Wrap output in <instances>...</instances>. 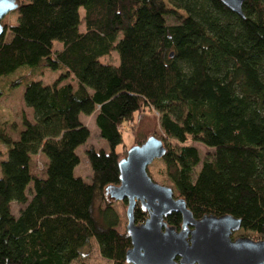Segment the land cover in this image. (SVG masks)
I'll list each match as a JSON object with an SVG mask.
<instances>
[{
	"label": "trees",
	"instance_id": "16d2710c",
	"mask_svg": "<svg viewBox=\"0 0 264 264\" xmlns=\"http://www.w3.org/2000/svg\"><path fill=\"white\" fill-rule=\"evenodd\" d=\"M166 2L16 0V22L1 23L0 77L40 64L63 71L49 84L8 82L23 86L32 121L21 115L15 140L0 131V264H72L90 241L101 258L126 264L130 241L103 189L118 185V126L144 108L177 142L163 143L159 161L192 217L230 215L264 238V0H243L242 16L220 0ZM112 51L116 64L98 60ZM69 75L75 85L64 82ZM93 112L109 149L84 151L85 183L73 175L75 149L89 136L78 116ZM187 137L212 148L211 157L200 162L197 149L183 144ZM37 153L46 158L44 179L29 171ZM11 203L21 207L16 216ZM145 218L136 205L134 223ZM165 221L178 227L180 215Z\"/></svg>",
	"mask_w": 264,
	"mask_h": 264
},
{
	"label": "water",
	"instance_id": "95a60500",
	"mask_svg": "<svg viewBox=\"0 0 264 264\" xmlns=\"http://www.w3.org/2000/svg\"><path fill=\"white\" fill-rule=\"evenodd\" d=\"M229 10L242 16L243 0H220ZM17 7L16 0H0V21ZM0 23V37L3 34ZM165 152L162 140L148 135L130 146L118 159V185L106 186L103 195L109 202L125 203V234L130 248L126 264H264V238L230 239L240 229L238 219L230 215H203L194 219L181 198L170 187L159 185L147 174V167ZM146 213L135 224V206ZM180 215L179 230L168 226L165 218ZM177 259V260H176Z\"/></svg>",
	"mask_w": 264,
	"mask_h": 264
},
{
	"label": "rangeland",
	"instance_id": "374dc122",
	"mask_svg": "<svg viewBox=\"0 0 264 264\" xmlns=\"http://www.w3.org/2000/svg\"><path fill=\"white\" fill-rule=\"evenodd\" d=\"M163 1L165 2V5L169 7L166 0ZM78 11L80 16L79 29H83V9L80 7ZM177 11L181 15L184 14L181 10ZM15 22L16 12L14 10L8 12L0 21V23L5 24V26H8L9 24H13ZM165 22L167 24H172L175 23V20L171 16L166 15ZM8 38V34L5 33L4 39L8 40ZM59 48L60 45L58 44V42L53 41L51 51L55 52ZM98 60L104 64L114 65L117 63L116 52L112 51L108 55L100 57ZM62 71L63 70L52 71L45 67L43 64H40L35 68L20 66L14 72L0 77V131L4 135L10 137L12 140H15L17 138L18 131L22 128L20 124L21 115H25L26 119L32 121V110L27 107L22 100L23 86L17 85L15 87H10L8 86V82L18 77L23 78L24 80H39L43 84H49ZM66 81H68L72 85H75V79L71 75H69L68 78L64 80V82ZM94 115L95 112L89 115L79 114V120L83 125L87 127L89 136L83 144L79 145L76 148V154L79 158V163L74 168L73 174L75 177L80 178L84 182H90L91 179V172L87 159L84 155V151L88 147H92L95 150L102 149L105 152H107L109 149L106 141L98 135V129L94 123ZM254 127L257 129L256 125ZM118 130L121 132L122 143L115 148V152H117L120 157H123L125 155L126 150L130 146L143 141L148 135H154L155 137L161 139L162 144L164 142L169 146L177 144L175 140L167 139L163 135L158 123V114L151 108H144L142 111L136 112L132 116V119L130 121L121 123L118 126ZM183 144L192 145L197 149L200 162L203 161L204 158L211 157L213 153L212 148L207 147L198 141H194L190 139V137H187L186 141ZM4 155L5 146L0 142V158L4 157ZM200 162L194 168V174L198 171ZM45 165L46 159L44 155L40 153L32 155L30 159V174L35 177L43 176ZM146 171L152 181L159 185L170 187L172 189V186L168 183L164 176V167L162 162L159 161V158L154 159V161L147 167ZM173 195L177 197L174 192ZM18 207L19 206L16 204L12 205L13 214H16V210ZM111 207L113 208L119 219L117 230L119 232H124V226L126 223L124 214L125 203L111 202ZM232 237H247L252 240L259 239V237L254 233L242 229L235 232ZM72 264H111V262L101 258L98 254L95 243L93 241H90L89 246L84 249V255L72 262Z\"/></svg>",
	"mask_w": 264,
	"mask_h": 264
},
{
	"label": "crops",
	"instance_id": "0c3cea01",
	"mask_svg": "<svg viewBox=\"0 0 264 264\" xmlns=\"http://www.w3.org/2000/svg\"><path fill=\"white\" fill-rule=\"evenodd\" d=\"M79 117V116H78ZM75 152H76V149H75ZM41 154V153H40ZM32 156V155H31ZM46 159V158H45ZM74 175V174H73ZM33 176V175H32ZM35 177V176H34ZM75 177V176H74ZM37 178H40V179H44L45 178V175L43 174V176H39V177H37ZM78 178V177H77ZM85 183H89V182H85ZM30 192H31V184H29L28 186H27V188H26V194H27V198L29 199V194H30ZM13 204H15V203H11L10 204V211H11V214L13 215V216H16L17 215V212H18V210H19V208H21V207H18L17 208V212H16V214H13L12 213V205ZM17 205V204H16Z\"/></svg>",
	"mask_w": 264,
	"mask_h": 264
},
{
	"label": "flooded vegetation",
	"instance_id": "af4514ba",
	"mask_svg": "<svg viewBox=\"0 0 264 264\" xmlns=\"http://www.w3.org/2000/svg\"><path fill=\"white\" fill-rule=\"evenodd\" d=\"M180 221H181V220H180ZM165 222H166V221H165ZM180 223H181V222H180ZM167 225H168V224H167ZM168 226H170V225H168ZM179 226H180V224L178 225V227H174V226H172V227H174V228L176 229V231H177V230H179ZM240 229H241V228H240ZM240 229H239V230H240ZM236 232H237V231H236ZM234 233H235V232H234ZM234 233H232L231 236H230V239H231V240H234V239L238 238V237H232ZM176 260H177V259H176Z\"/></svg>",
	"mask_w": 264,
	"mask_h": 264
}]
</instances>
